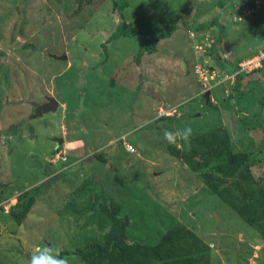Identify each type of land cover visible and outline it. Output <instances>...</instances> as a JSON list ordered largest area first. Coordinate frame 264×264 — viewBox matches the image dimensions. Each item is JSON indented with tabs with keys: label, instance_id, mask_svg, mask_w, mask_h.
I'll list each match as a JSON object with an SVG mask.
<instances>
[{
	"label": "rangeland",
	"instance_id": "374dc122",
	"mask_svg": "<svg viewBox=\"0 0 264 264\" xmlns=\"http://www.w3.org/2000/svg\"><path fill=\"white\" fill-rule=\"evenodd\" d=\"M128 1L125 22L145 34L179 9L187 24L179 22L157 52L136 63V38L106 42L120 22L111 0L80 11L78 0H0V264H29L45 247L60 248L68 264H83L66 254L104 241L110 224L96 206L109 198L128 215L131 241L154 244L182 224L209 246L212 264H264V238L204 183L222 160L194 172L170 153L183 151V140L172 145L164 137L188 127L191 137L225 130L264 187V70L246 74L240 85L236 77L210 85L206 103L209 87L194 69L192 38L214 40L216 28L195 26L222 19L228 35L218 53L233 71L217 64L221 74L234 72L238 55L264 48V0L257 7L230 1L243 26L228 17L229 0ZM49 97L58 108L36 116V105ZM93 181L95 193L87 187ZM21 190L35 201L18 224L10 211Z\"/></svg>",
	"mask_w": 264,
	"mask_h": 264
},
{
	"label": "trees",
	"instance_id": "16d2710c",
	"mask_svg": "<svg viewBox=\"0 0 264 264\" xmlns=\"http://www.w3.org/2000/svg\"><path fill=\"white\" fill-rule=\"evenodd\" d=\"M235 1L232 0L231 3L234 4ZM240 1L242 0H238L236 3H240ZM92 2L93 0H78V10H82ZM111 3L113 11L119 15L120 22L114 32L108 36L106 42L121 37L136 38L138 43L135 56L136 63L141 61L143 55H151L157 52L158 43L171 37L177 30L179 22L187 24V20L182 16V11L179 9L159 30L145 34L141 28L130 26L125 22L123 12L129 5L128 0H111ZM261 4L262 0L259 5ZM250 6L253 7V4L250 3ZM199 8L197 12H199ZM228 16L240 18L238 22L234 21V23L242 22L243 16L241 17L238 11L236 14L233 11L229 12ZM244 23L243 21L241 26ZM195 28V30L206 31L217 29V35L208 49V55L233 71L231 64L224 62L219 57L218 48L226 38V30L219 20L213 18L208 23L196 25ZM245 28L250 30L253 27L246 25ZM261 39L264 40L263 32ZM102 48L106 51L104 45ZM255 52H250L248 57ZM240 59H237V63L242 60ZM262 70H264V65L261 69L253 71L252 74ZM230 73L232 72L230 71ZM246 77L245 73L236 75L237 83L240 85ZM202 100L204 101L203 98ZM207 103H210V98ZM182 145L185 147L183 151L170 148V153L194 172L206 168L211 159L222 160L215 167L214 173L209 172L203 175L204 183L214 195L238 215L242 222L264 238V187L258 185L257 180L254 179L248 169V153L233 152L231 139L227 132L222 129H213L198 136L190 137L189 141H182ZM94 157L98 161L97 164L102 165L104 163L101 156L94 155ZM262 167L264 169V159ZM96 185V182L93 181L87 186L90 187L91 193L96 192ZM20 192L16 205L10 211L11 217L18 224L26 217L35 201L31 191L21 190ZM97 196L99 197V195ZM90 199L92 198L90 197ZM96 209L105 215L110 224L104 241L102 243H89L83 248H76L66 254L79 259L83 264H212L209 246L182 224L171 226L160 235L156 243L145 244L129 239L131 221L128 215L120 214L121 208L113 198L103 200L98 207L96 206ZM91 210L93 207H88L83 212L87 213Z\"/></svg>",
	"mask_w": 264,
	"mask_h": 264
},
{
	"label": "built area",
	"instance_id": "2783aa9c",
	"mask_svg": "<svg viewBox=\"0 0 264 264\" xmlns=\"http://www.w3.org/2000/svg\"><path fill=\"white\" fill-rule=\"evenodd\" d=\"M260 2L261 0H242V3H244L245 5H250V3H252L253 7H257ZM233 9L237 10L236 5H234ZM232 19L234 21L240 20V18L236 16H234ZM192 38L195 41L194 50L198 52V57L196 58L194 69L196 73L200 75V81H202L203 83H207V86L209 87L208 90H210L211 87L213 88L216 86H220L228 80H234L236 75L240 73L249 74L255 70L261 69L264 65L263 48L258 49L252 56L246 57L239 61L234 72L230 74H221V70L219 69L218 65L215 64L211 57L208 55V49L212 43L210 34L205 36H203V34L201 36L200 34L197 37H194L192 35ZM221 76L222 78H219ZM210 85L212 86L210 87Z\"/></svg>",
	"mask_w": 264,
	"mask_h": 264
},
{
	"label": "clouds",
	"instance_id": "9594fccd",
	"mask_svg": "<svg viewBox=\"0 0 264 264\" xmlns=\"http://www.w3.org/2000/svg\"><path fill=\"white\" fill-rule=\"evenodd\" d=\"M208 91L211 92V89ZM191 135L192 129L190 127L184 129L182 132L165 131L164 133L166 141L172 145H176L178 140L189 141ZM61 251L60 248L52 247L38 249L31 255L29 264H68V261L61 256Z\"/></svg>",
	"mask_w": 264,
	"mask_h": 264
},
{
	"label": "water",
	"instance_id": "95a60500",
	"mask_svg": "<svg viewBox=\"0 0 264 264\" xmlns=\"http://www.w3.org/2000/svg\"><path fill=\"white\" fill-rule=\"evenodd\" d=\"M52 57L54 59H57V60H65L66 59L65 56L57 57V56L52 55ZM209 94H210V92L208 91L203 96L206 103L209 100ZM57 108H58V102L54 98L49 97V98H47V103H44V104L38 105V106L36 105L35 114H36V116H41V115L49 113L51 111H55ZM59 142L61 143V140Z\"/></svg>",
	"mask_w": 264,
	"mask_h": 264
},
{
	"label": "crops",
	"instance_id": "0c3cea01",
	"mask_svg": "<svg viewBox=\"0 0 264 264\" xmlns=\"http://www.w3.org/2000/svg\"><path fill=\"white\" fill-rule=\"evenodd\" d=\"M230 1H232V0H229V1H228V5H229V7L231 6V5H230ZM224 9H225V8H224ZM224 9H221V10L219 11V13H220V17H223V18H224V14H225V13L223 12ZM231 9H232V10H231V12H232V11H233V6H231ZM234 10H235V9H234ZM228 14H229V13H228ZM228 14H227V15H228ZM228 17H229V16H228ZM230 19H232V17H230ZM232 21H233V19H232ZM219 22L222 23V24H224V22L222 21V19L219 20ZM232 23H234V22H232ZM226 31H227V30H226ZM199 35H200V34H199ZM227 35H228V34H227ZM227 35H226V36H227ZM211 41H212V43H213V39H211ZM263 41H264V40H263ZM212 43H211V44H212ZM236 51H237V50H236ZM254 51H257V50H254ZM235 54H236V53H235ZM249 54H250V53H249ZM249 54H248V55H249ZM236 56H237V55H236ZM246 57H248V56H245V57H243L242 59H244V58H246ZM239 58H240V57H239V55H238V56H237V59H239ZM211 59H212V58H211ZM212 60L215 61L214 59H212ZM240 60H241V59H240ZM214 63L217 64V62H214ZM218 64H219V63H218ZM218 64H217V65H218ZM226 71H227V70H226ZM245 80H246V79H244L243 81H245ZM249 81H250V79H249ZM217 87H219V86H216V88H217ZM212 90H213V89H212ZM210 93H211V92H210Z\"/></svg>",
	"mask_w": 264,
	"mask_h": 264
}]
</instances>
